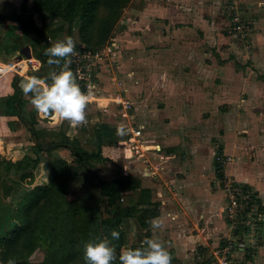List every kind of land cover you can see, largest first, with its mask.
Segmentation results:
<instances>
[{"label": "rangeland", "instance_id": "374dc122", "mask_svg": "<svg viewBox=\"0 0 264 264\" xmlns=\"http://www.w3.org/2000/svg\"><path fill=\"white\" fill-rule=\"evenodd\" d=\"M160 8H164V11ZM37 21L40 27L34 25L46 35L50 46L66 36L65 26L60 28V20L50 14L41 15ZM237 24L240 27L238 31L234 29ZM70 36L78 49L84 47L78 40L75 24ZM110 37L117 42V47L113 50L115 54H110L108 59L102 57L92 66L93 73L97 74L92 79L98 84V94L112 93V82L117 81L116 78L129 76L145 81L146 77L153 76L158 79L163 67L166 68L167 76L181 78L186 75L192 80L195 87L191 88L192 91L189 90L191 94L187 93L188 96L178 102L176 107L180 116L175 118V123L179 125V137L182 136L183 139V145L176 151V160L177 157L187 158L189 150L193 148L194 153L203 156L205 161L208 160L213 165L215 152L221 151L229 156L224 165L225 175L236 182L239 181L233 175L234 167L248 175L250 183H238L248 185L249 191L255 195L262 212V231L259 237L256 236V245L250 250L247 264H264V0H130L122 9ZM109 38L96 51L99 52ZM108 63H111L112 72L106 70ZM111 76H114L115 80H112ZM146 85L148 95L150 87L149 84ZM130 88L133 96L140 95L137 88ZM200 89L206 93L205 99L195 101V92ZM150 94L147 99L148 108H158L161 113L165 106L164 101L155 98L153 88ZM104 102H107L106 108L115 114L106 115L107 117L102 119L108 118L109 121L117 123L116 117L119 115L112 108L113 102L110 99ZM131 108L126 111H131ZM94 110L101 112L95 104H88L87 124L83 127L89 133L92 127L90 112ZM163 117L165 118L164 115L155 117L159 121L154 117L153 119L159 122L158 125L164 123L162 120H170ZM152 148L154 149H149ZM105 151L110 154L107 149ZM24 153L32 154L27 149ZM40 155L41 159L37 163L27 162L26 168L31 171V175L22 180H19V170L8 168L5 163L0 165V201L16 206L22 193L48 182L51 161L60 157L72 170L65 188L64 200L74 201L83 207L93 205V199L89 196L93 192L90 178L82 168H74L75 163L67 148H52L49 152H40ZM0 156L16 160L22 157V152L15 156L4 146L0 148ZM12 156H15L14 159ZM113 157H106V161L92 162L99 177L111 178L122 170V154ZM208 174L210 190L222 195V202L219 208L213 207L209 212L208 222H202L201 218L196 219L200 231L198 238H195L202 239V235L208 237L203 248L197 245L194 247L195 264L200 261L202 249L207 256L209 249L217 247L228 234L232 235L222 211L225 206L224 190L217 180V172H214L213 166ZM4 182L12 187L7 196L3 195ZM163 187L167 201L175 204L181 201L172 185ZM255 187L261 192L259 196L254 190ZM133 196L134 200L137 192H134ZM149 228L144 227L142 231ZM170 228L169 224L159 230L158 240L164 241L172 255L173 247L166 242L171 239ZM142 231L135 236L136 239H143ZM248 234L240 235L247 244L250 239ZM44 236L47 237L45 230H40L33 236L32 249L28 254L32 263L41 262L45 256L47 248Z\"/></svg>", "mask_w": 264, "mask_h": 264}, {"label": "trees", "instance_id": "16d2710c", "mask_svg": "<svg viewBox=\"0 0 264 264\" xmlns=\"http://www.w3.org/2000/svg\"><path fill=\"white\" fill-rule=\"evenodd\" d=\"M129 1L31 0L28 8L40 15L50 14L59 19L60 28L65 26L66 36H70L75 24L79 42L84 48L94 52L110 37L122 9ZM23 3L20 8L25 10L26 0ZM5 19L17 21L21 37L27 40L35 58H41L40 67L33 70L32 75L47 79L49 73L58 71L55 65L48 64L49 57L45 55V51L50 45L46 35L29 23L25 14L20 16L16 11L8 15L0 14V21ZM48 65L50 70L46 71L45 67ZM70 68L72 70L71 65ZM18 82L14 84L13 93L6 96L3 102L7 110L15 113L30 131L32 143L22 147L20 159L10 160L0 156V165L5 163L6 167L19 170V180H22L31 175V171L26 168L27 162L37 163L41 159L40 152L57 147L67 148L75 163L74 168H82L90 178L94 190L89 196L93 199V205L83 207L74 201L64 200L71 166L63 158L53 159L46 184L36 185L29 192L22 193L16 206L0 201V263L7 264L9 259H13L15 264H84L82 243L91 236L110 235V230L120 232V239L113 242L118 253L125 246L133 248L142 245L145 238H148V233L146 230L143 232V228L159 214L158 202L149 200L150 189L143 186L140 178L133 174L118 173L111 178L98 176L92 162L107 159L101 153L102 136L98 130L94 132L96 139L93 149L85 148L76 137L60 132L52 133L46 143L42 142L33 126L36 122L35 108L28 116L23 115V93ZM26 149L32 154L24 153ZM221 174L217 172L218 177ZM243 186L249 190L248 185ZM11 188V185L4 182L3 195L10 194ZM134 192H137V196L133 200ZM40 230L47 232V237L44 236L47 249L41 262L32 263L28 254L32 249L33 236ZM140 230L144 234L143 239H136ZM204 255L202 249L200 256ZM199 262L210 264V259ZM171 264L178 263L172 259Z\"/></svg>", "mask_w": 264, "mask_h": 264}, {"label": "crops", "instance_id": "0c3cea01", "mask_svg": "<svg viewBox=\"0 0 264 264\" xmlns=\"http://www.w3.org/2000/svg\"><path fill=\"white\" fill-rule=\"evenodd\" d=\"M30 1L26 0L27 8L24 10L20 8L24 4L23 0H0V14L8 15L16 11L19 12L20 16L25 14L29 23L38 26L40 24L37 20H39L41 15L29 10ZM160 9L162 12L164 11V8ZM18 36L22 38L17 21L13 19L0 21V61L13 60L21 66L20 71H7L0 74V148L5 146L6 150L10 149L15 156L20 153L23 146L27 147V145L32 143V135L18 119V116L7 110L3 100L6 96L13 93L14 84L17 81H19L18 84L20 85L26 76H31L32 71L38 69L41 65V58H35L27 40L23 38L19 39ZM27 59H32L34 66L26 65L24 61ZM49 67V65L46 66L45 70L49 71ZM161 70L162 74L158 79L153 78V76H145V81L142 79L136 80L129 76L122 78L121 86L126 89L124 94L131 103L132 110L127 112L112 105V108L116 110V114L119 115L116 117L118 118L117 123L115 121H109L108 118V120L106 119L107 121L102 119L106 115H114L115 113H111L106 108L107 102H104L108 100L109 94H97L94 99H90L89 104H95L101 112L97 113L96 110L90 112L91 118L89 120L92 122L90 133L83 126L73 128L67 121L60 122L54 115L44 117L39 115L37 111L35 114L36 122L33 126L39 134L40 140L44 143L47 142L52 133L60 132L64 135L69 134L76 137L81 145H87L85 146L87 149H93L95 147L96 138L94 132L98 130L102 136V155L112 159L114 155L117 156V154L121 153L123 156V165L119 173L138 176L142 185L150 189L149 200L158 202L159 214L155 218L163 220L164 227L169 226V224L171 226V239L166 242L173 247L172 259L178 264H195L194 247L197 245L203 248L205 246L204 242L207 241L206 237H208L207 235H202V239L200 237L197 239L200 226L197 225L196 219L201 218L202 222H208L209 219L207 216L209 212H211L213 207L219 208L222 202V195L216 192L212 193L210 190L207 178L210 176L208 173L213 165L208 160L205 161L206 159L203 156L194 153L192 151L193 148L189 150L190 154H188L187 158L178 159L177 157L176 160V151L183 145L182 136L179 137L181 129L175 123V118L180 116L179 111L176 109L177 103L184 100L188 94H191L189 90L195 86L192 80H189L186 75L181 78L178 76L170 77L166 75V68L163 67ZM144 71L146 75L145 66ZM196 81L198 82V80ZM146 84H149L150 87L148 95L146 94ZM130 87H133V90L137 88L140 95L137 97L133 96L131 94L132 88ZM152 88L155 98L165 103L161 113L158 108H156L157 111L153 110V108H148L147 99L151 96ZM195 93V101L205 99L206 93L203 89H200V91L196 90ZM33 108L31 95L25 96L22 94L23 115L28 116ZM161 114L165 116V118L163 117L165 120L166 118H170V120L167 119L166 122L162 120L164 123L158 125L159 122L157 121L159 119L155 117H162ZM119 124H124L126 128L141 127L140 137L143 146L146 147L143 158L131 157L127 146L122 145L121 141L124 139V136L116 135V127ZM153 146L154 149H149ZM60 148L62 147L53 149L59 150ZM105 149L110 154L113 153V155L107 154ZM47 151L49 152L51 149ZM15 156L11 158L14 159ZM232 172L235 178L239 180L238 182H251L248 175L241 172L238 167H234ZM167 184L172 185L177 190V198H181V201L177 204L169 200L167 201L164 195L165 187H163ZM254 190L258 196L261 194L258 187H255ZM169 219L171 220L168 224ZM148 225L145 227L149 228L150 226L148 227ZM163 228H149L145 230L148 233V238L159 239L158 232L159 230H163ZM140 243H142V240ZM210 243L212 244V242ZM142 245L135 246L133 249L141 247ZM197 264H200V262Z\"/></svg>", "mask_w": 264, "mask_h": 264}, {"label": "clouds", "instance_id": "9594fccd", "mask_svg": "<svg viewBox=\"0 0 264 264\" xmlns=\"http://www.w3.org/2000/svg\"><path fill=\"white\" fill-rule=\"evenodd\" d=\"M48 64L55 65L58 71L49 73L47 79L36 75L26 76L20 84L25 96L31 94V104L41 116L54 117L67 121L73 128L87 124V107L94 94V86L88 85L82 90L76 75L70 68L71 57L78 55L76 43L71 36L55 41L45 51ZM127 128L124 124L116 127V135L124 136ZM152 229H162L164 222L160 218L148 221ZM120 239V232L110 230V235L91 236L82 243L84 264H171L172 256L165 244L153 238H145L138 248H123L117 252L114 241ZM7 264H15L9 259Z\"/></svg>", "mask_w": 264, "mask_h": 264}, {"label": "built area", "instance_id": "2783aa9c", "mask_svg": "<svg viewBox=\"0 0 264 264\" xmlns=\"http://www.w3.org/2000/svg\"><path fill=\"white\" fill-rule=\"evenodd\" d=\"M239 24L234 27L237 31L240 30ZM116 47L117 42L114 41L113 37H110L107 40V44H105L99 52H92L84 49V47H81V49L76 47L78 55L71 57L72 71L76 75L77 81L82 90L86 91L88 85L94 86V94L90 99H94L98 94V84L92 79V77L96 75L93 73L94 71H92V66L102 57L105 56V58L108 59L110 54L114 55L115 53L113 50L116 49ZM24 62L28 66H34V61L32 59H27ZM20 70L21 66L16 61H0V74L7 71ZM106 70L112 72L113 68L111 63H108ZM110 78L115 80L114 76H111ZM116 79L117 81L112 82L114 88L112 89V93L109 94L108 99L113 102L115 107L125 111L131 108V103L124 94L126 89L121 86L122 79ZM140 136V126L127 127V134L124 135V139L121 143L122 145L127 146L131 157H144V150L146 147L143 146ZM228 160V155L221 151H216L214 156V162L216 164H214L213 167L214 171L222 173L217 180L224 190L225 206L222 211L232 235L228 234L225 236L217 247L209 249L207 256H205L206 254L203 257L199 256V259L203 260L209 258L210 264H247V261H249L250 258V250L252 249V246L256 245V236L259 237L261 235L259 233L262 231V212L258 207L260 205L257 202L255 195L242 184L238 183V181L236 182L234 179H231L224 174V165ZM251 230L252 232H250ZM253 233L255 234L254 236ZM245 234L250 235V244L246 243L244 237H240V235Z\"/></svg>", "mask_w": 264, "mask_h": 264}]
</instances>
